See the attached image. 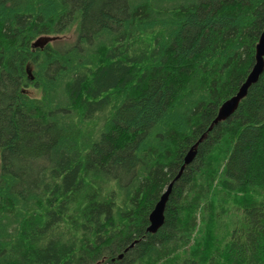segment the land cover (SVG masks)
Here are the masks:
<instances>
[{"label":"trees","instance_id":"trees-1","mask_svg":"<svg viewBox=\"0 0 264 264\" xmlns=\"http://www.w3.org/2000/svg\"><path fill=\"white\" fill-rule=\"evenodd\" d=\"M263 30L264 0H0V264H264V72L214 125Z\"/></svg>","mask_w":264,"mask_h":264},{"label":"water","instance_id":"water-1","mask_svg":"<svg viewBox=\"0 0 264 264\" xmlns=\"http://www.w3.org/2000/svg\"><path fill=\"white\" fill-rule=\"evenodd\" d=\"M263 72H264V30L256 46L255 64L250 74L248 75L243 85L240 87L239 91L221 105L217 117L214 121V125L218 124L219 122L228 120L236 112L240 102L247 96L250 87L258 82ZM194 149L195 147H193L192 150L188 153L185 159V165L190 164L191 161L194 159L195 157ZM171 188L172 185H170L168 189L163 193L160 200L156 204L154 210L151 212L149 216L150 225L148 227V232L150 233H156L164 223V210H165L166 202L171 192Z\"/></svg>","mask_w":264,"mask_h":264},{"label":"rangeland","instance_id":"rangeland-1","mask_svg":"<svg viewBox=\"0 0 264 264\" xmlns=\"http://www.w3.org/2000/svg\"><path fill=\"white\" fill-rule=\"evenodd\" d=\"M74 37H75L74 32L60 37H42L36 42V46L42 48L49 43L55 45H63L65 43H71L74 40ZM27 93L30 96H39V93L34 91L33 89L27 90Z\"/></svg>","mask_w":264,"mask_h":264},{"label":"bare ground","instance_id":"bare-ground-1","mask_svg":"<svg viewBox=\"0 0 264 264\" xmlns=\"http://www.w3.org/2000/svg\"><path fill=\"white\" fill-rule=\"evenodd\" d=\"M176 8V7H175ZM243 9V8H242ZM246 17H248V16H246ZM168 25V24H167ZM165 30V29H164ZM167 34H169V33H167ZM169 36V35H168ZM95 37V36H94ZM173 37V36H172ZM82 38V37H81ZM95 38H97V37H95ZM111 41H112V39H111ZM163 42V41H162ZM255 42V41H254ZM250 43V42H249ZM101 45V44H100ZM107 46V45H106ZM166 46V45H165ZM101 47V46H100ZM113 47V46H112ZM125 48V47H124ZM165 48V47H164ZM103 49H105V47L103 48ZM130 50V49H129ZM128 50V51H129ZM165 50V49H164ZM90 51V50H89ZM109 51V50H108ZM45 52H46V50H45ZM157 52V51H156ZM90 54V53H89ZM229 54V53H228ZM80 57V56H79ZM111 57V56H110ZM217 57V56H216ZM215 57V58H216ZM86 58V57H85ZM129 58V57H128ZM117 59V58H116ZM158 59V58H157ZM219 59V58H218ZM45 60V59H44ZM209 60V59H208ZM211 60V59H210ZM159 61V60H158ZM206 61V60H205ZM209 62V61H208ZM211 62V61H210ZM225 62V61H224ZM166 64V63H165ZM201 64V63H200ZM223 64V63H222ZM104 66H106V65H104ZM220 67V66H219ZM93 70H95V69H93ZM216 70V69H215ZM39 73V72H38ZM84 73H85V71H84ZM93 73V72H92ZM41 74V73H40ZM85 74H87V73H85ZM43 75V74H42ZM184 75H187V74H184ZM44 77V76H43ZM74 80V79H73ZM225 80V79H224ZM45 81V80H44ZM218 81V80H217ZM213 82V81H212ZM220 84V83H219ZM133 88V87H132ZM46 89V88H45ZM210 89V88H209ZM190 90V89H189ZM47 91H49V89L47 90ZM130 92V91H129ZM50 94V93H49ZM58 94V93H57ZM124 94V93H123ZM123 94H122V96H123ZM221 94V93H220ZM47 95V94H46ZM203 95V94H202ZM222 95V94H221ZM57 96V95H56ZM88 97V96H87ZM115 97V96H114ZM117 97V96H116ZM119 97V96H118ZM47 98V97H46ZM202 98V97H201ZM203 98H204V96H203ZM43 100V99H42ZM47 100V99H46ZM224 101V100H223ZM126 102V101H125ZM216 102V101H215ZM24 103H26V102H24ZM120 103V102H119ZM28 104V103H27ZM121 104V103H120ZM172 104V103H171ZM197 104V103H196ZM195 104V105H196ZM222 104V103H221ZM22 105V104H21ZM41 107V106H40ZM43 107V106H42ZM52 107V106H51ZM113 107V106H112ZM174 107V106H173ZM177 107V106H176ZM221 107V106H220ZM23 108V107H22ZM118 108V107H117ZM173 109V108H172ZM37 110V109H36ZM79 111V110H78ZM77 111V112H78ZM108 111V110H107ZM25 113H27V112H25ZM62 113V112H61ZM176 113V112H175ZM113 114V113H112ZM174 114V113H173ZM48 115V114H47ZM72 116V115H71ZM110 116V115H109ZM64 120V119H63ZM211 122V121H210ZM50 123V122H49ZM70 123V122H69ZM178 123V122H177ZM60 126V125H59ZM63 126V125H62ZM65 126V125H64ZM66 128V127H65ZM191 128H192V126H191ZM67 129V128H66ZM241 129H242V127H241ZM68 130V129H67ZM72 130V129H71ZM181 132V131H180ZM83 133V132H82ZM151 133V132H150ZM209 133V132H208ZM154 134V133H153ZM86 136H88V135H86ZM81 140V139H80ZM80 142V141H79ZM81 143V142H80ZM84 145V144H83ZM224 149V148H223ZM222 149V150H223ZM224 152V151H223ZM226 154V153H225ZM81 156V155H80ZM221 158V157H220ZM223 164V163H222ZM139 174H140V172H139ZM141 175V174H140ZM201 175V174H200ZM198 178V177H197ZM139 181V180H138ZM199 183V182H198ZM136 184V183H135ZM200 185V184H199ZM132 186V185H131ZM227 186V185H226ZM90 188V187H89ZM112 188V187H111ZM111 188H110V190H111ZM113 189V188H112ZM80 190H81V188H80ZM3 191V190H2ZM76 194V193H75ZM86 194V193H85ZM7 195V194H6ZM20 196V195H19ZM9 197H10V195H9ZM240 198V197H239ZM242 198V197H241ZM19 199V198H18ZM109 201V200H108ZM112 201V200H111ZM115 201V200H114ZM124 201V200H123ZM16 203V202H15ZM121 203V202H120ZM17 205V204H16ZM195 205V204H194ZM6 207V206H5ZM182 207V206H181ZM122 209V208H121ZM117 217V216H116ZM103 220V219H102ZM103 222V221H102ZM5 228V227H4ZM179 228V227H178ZM104 231V230H103ZM105 232V231H104ZM72 234V233H71ZM86 235V234H85ZM82 237V236H81ZM93 241V240H92ZM1 243V242H0ZM8 243V242H7ZM94 243V242H93ZM164 245V244H163ZM3 247V246H2ZM85 247V246H84ZM1 248V247H0ZM86 248V247H85ZM87 249V248H86ZM7 253V252H6ZM3 255V254H2Z\"/></svg>","mask_w":264,"mask_h":264}]
</instances>
